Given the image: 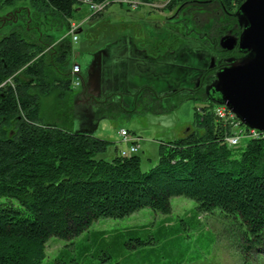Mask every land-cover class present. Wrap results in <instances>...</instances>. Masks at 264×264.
Returning <instances> with one entry per match:
<instances>
[{
    "label": "trees",
    "instance_id": "1",
    "mask_svg": "<svg viewBox=\"0 0 264 264\" xmlns=\"http://www.w3.org/2000/svg\"><path fill=\"white\" fill-rule=\"evenodd\" d=\"M130 1L137 3L135 9L161 2ZM184 1L168 0L164 11ZM203 1L218 7L206 10L208 18H224L214 23L215 38L237 24L235 13L245 0ZM17 3H26L14 11L15 20L23 23L0 39V264H42L51 238L72 241L84 235L85 241L100 244L102 232H87L97 219L124 218L143 208L170 214V200L178 196L196 203L198 217L219 210L235 219L244 250L264 253V139L248 140L242 148L228 146L226 138L247 129L217 115L223 106L209 101L194 109L193 126L183 138L159 142L156 164L149 170L141 169L136 154L96 158L112 142L42 115L44 99L55 96L58 106L74 96L73 44L64 36L70 23L79 20L82 4L0 0V8ZM222 52L241 56L236 50ZM134 109L146 110L144 105Z\"/></svg>",
    "mask_w": 264,
    "mask_h": 264
},
{
    "label": "rangeland",
    "instance_id": "2",
    "mask_svg": "<svg viewBox=\"0 0 264 264\" xmlns=\"http://www.w3.org/2000/svg\"><path fill=\"white\" fill-rule=\"evenodd\" d=\"M165 2L153 4L157 8L143 6L139 9L112 4L91 20L87 8L79 6L77 22L82 25L70 59V65L79 64L90 74L100 63L103 75L110 79L112 87L108 89L113 88L116 96H122L125 101L137 96L142 98L143 94L136 95V91L145 87L165 94L158 114L156 109L145 111L121 106L102 114L98 112L91 123V127L100 125L94 135L112 144L117 142L116 133L121 127L141 137L145 143L136 155L140 157L143 171L156 164L147 160L146 150L157 158L159 142H169L165 140L171 134V139L181 138L193 126L194 109L204 105L184 92L195 86L200 72L204 53L199 52L198 41H177L170 49L175 51L174 56L170 53L166 60H163L164 50L152 49L163 41L169 43L174 34L171 31L168 35L167 30L161 28L166 23L161 16L168 15L165 7L160 8ZM25 4L0 8V39L23 23L22 18L16 21L14 15ZM215 6L206 3L202 8L212 12L218 10ZM171 26L177 37L178 32L184 33L183 25ZM81 90V85L75 86L72 94ZM55 101V96L43 100L44 120L71 125L74 132L87 130L89 123L81 121L88 110L85 104L77 105V100L72 99L57 106ZM247 141L242 138L239 147H244ZM112 147L109 145L107 151ZM105 153L96 158L111 160ZM170 205V214L143 208L124 218L97 219L87 232H102L100 244L90 239L85 241L84 235L72 241L51 238L42 264H264V253L244 250L235 219L224 217L219 210L198 217L196 203L181 196L171 198ZM115 244L117 247L113 248Z\"/></svg>",
    "mask_w": 264,
    "mask_h": 264
},
{
    "label": "water",
    "instance_id": "3",
    "mask_svg": "<svg viewBox=\"0 0 264 264\" xmlns=\"http://www.w3.org/2000/svg\"><path fill=\"white\" fill-rule=\"evenodd\" d=\"M235 17L241 28L239 36L226 34L220 38L219 46L228 53L237 48L243 56L229 59L228 66L217 72L211 94L216 98L213 101L229 110L240 125L264 132V0H245ZM86 72L87 81L77 76L82 86L81 101L94 104L101 94L100 63L93 74Z\"/></svg>",
    "mask_w": 264,
    "mask_h": 264
},
{
    "label": "flooded vegetation",
    "instance_id": "4",
    "mask_svg": "<svg viewBox=\"0 0 264 264\" xmlns=\"http://www.w3.org/2000/svg\"><path fill=\"white\" fill-rule=\"evenodd\" d=\"M206 1L203 0H185L182 4H180L176 9H174L171 12H168V15L161 16L165 19V22L161 28L167 30L168 35L171 31L174 32L173 36L171 37L170 42L163 41L159 45H154L152 47L155 51H161L164 50V58L163 60H166V57H169V54L171 53L172 56H174L175 51H171V47H174L177 44V41L183 42L184 41H198L199 47H200V53H204V55L201 56V66L200 72H198L197 75V81L195 86L192 89H186V96L194 99V100H200L204 104L206 102L212 101L213 99H216L211 94V86L216 78V74L218 71H220L222 68H225L228 66V60L236 58L233 55H224L222 51H224L219 46V40L222 36L226 34H231L234 36H239L241 32V28L236 24L234 25L231 30H228L224 34H219L218 37L213 38L212 29L213 26L218 23L219 21H223V17H219L216 22L212 18H208L206 16V10L202 7H205ZM218 13V12H217ZM228 17V16H227ZM232 18V16H230ZM174 21V22H173ZM199 23V24H198ZM215 23V24H214ZM201 24V25H200ZM171 25H178L179 27L183 25L184 27V33L180 35L178 32L176 36V31L172 28ZM178 38V40H177ZM238 51L237 48H235L232 52ZM232 52L228 54H232ZM185 54V53H184ZM241 56H243L241 54ZM240 56V57H241ZM200 58V57H199ZM162 60V61H163ZM199 60V62H200ZM147 88V87H145ZM149 90H146L147 92L151 91L152 89L148 88ZM139 91V90H138ZM136 91V93L138 92ZM140 91L143 94V97L146 96L147 98L144 100L142 97L139 101L138 96L134 100L125 101L120 103V98H117V100L120 103V107L124 106V108H136L139 106H143L146 109L145 111L149 110V107L157 106L160 102H164L166 99L165 94H157L152 90V95L149 96L146 93H143V89L141 88ZM110 97V96H109ZM112 97V95H111ZM152 97V98H151ZM153 100V101H150ZM155 99V100H154ZM212 99V100H211ZM143 103V104H142ZM113 104V103H111ZM163 105V104H162ZM116 109L115 106L109 107V110L111 111Z\"/></svg>",
    "mask_w": 264,
    "mask_h": 264
},
{
    "label": "built area",
    "instance_id": "5",
    "mask_svg": "<svg viewBox=\"0 0 264 264\" xmlns=\"http://www.w3.org/2000/svg\"><path fill=\"white\" fill-rule=\"evenodd\" d=\"M79 2L87 8V10L90 14L102 13L106 9L107 5H109L110 3L121 4V5H124L126 7H128L129 5H133V6H131V9H135L136 5H137V3L130 1V0H105L102 3H96V2H94V0H79ZM167 2H168V0L164 4L166 5ZM156 6L157 5H153V4L146 5V7H150V8H157ZM164 6H161V7L159 6V7L163 8ZM81 25H82V22L70 23V26H69V28H68L65 36H64V37L69 38L73 45L77 44L79 41V36H78L79 31L78 30H80ZM79 73H80L79 66L73 65V67L71 69V74L74 76V75H78ZM72 85L74 87L75 86L77 87L79 85V82L77 80H75V81H73ZM217 115H219L222 118H228L229 117L232 119H236L234 117V115L229 110H227L224 106L217 109ZM119 135L122 137L123 142L130 143L126 150L119 151L120 156L121 157H130L132 155L137 154V152L139 150V146L137 145V141H138L137 138L131 137L127 133L126 130H120ZM242 138H245L247 140L264 139V132L247 129L245 131V134L241 135V133H237V134H235L229 138H226V143L230 147H237L240 144V140Z\"/></svg>",
    "mask_w": 264,
    "mask_h": 264
},
{
    "label": "crops",
    "instance_id": "6",
    "mask_svg": "<svg viewBox=\"0 0 264 264\" xmlns=\"http://www.w3.org/2000/svg\"><path fill=\"white\" fill-rule=\"evenodd\" d=\"M73 65H78L80 68V73L78 75H74L73 79H77V76H78L79 79L82 78L84 81H87V72L85 70H83L79 64L73 63ZM107 75H108V73H107ZM107 80H109V83H107ZM108 86L112 87L110 85V79H108V77L103 75V78L101 79V94H100V97L96 98V101L94 102V104H92L91 102L87 104L86 102L81 101L82 100V90L78 91V93L76 95L74 94V97H72V99L75 98V100H77V105L85 104L88 108L87 113L85 115H83V118L81 120V121L89 123V126H87V128H86L87 130H85V131H91L94 133L97 130V128L100 126L99 124H97L95 127H91V123L94 121V118L98 114L100 109L101 110L103 109L107 112L109 110V107H111V106H115L116 108H120L121 102L119 103L117 98H114L115 95H117V93L114 92L113 88L108 89ZM149 93H151V92H149ZM111 95H112V97H111ZM150 95H152V93ZM111 103H113V104H111ZM158 105L155 107L156 112H157L156 114H158V111H160L162 109V102H160ZM95 109H98V111L96 112ZM120 130H126V129L121 127L117 131L116 138H115L117 140V142H115V143L113 142L112 149L106 151V153H105V155H107L109 157V159H112L116 152H119L121 150H126L130 144V143H125L122 141V137L119 135ZM188 130H186L184 133L186 134L188 132ZM126 131L128 132V134L131 137L137 138V140H138L137 145L139 146V150L142 149V143H145V142H143L142 138L137 136V134H135V133H131L128 130H126ZM157 132L155 133V135H157ZM185 134H183V136L182 137L180 136V137L183 138L185 136ZM171 136H172V134L170 135V137ZM170 137L167 138L168 140H165V141H173L176 139H181V138H176V139L172 138L171 139ZM176 137H178V136H176ZM146 151H147L146 157H148L147 160L151 163H154V161L156 163L157 158H155L154 153L151 152V154H150L149 150H146Z\"/></svg>",
    "mask_w": 264,
    "mask_h": 264
}]
</instances>
